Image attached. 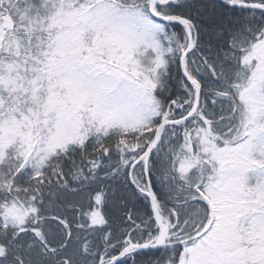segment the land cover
I'll return each instance as SVG.
<instances>
[{
  "label": "snow or ice",
  "instance_id": "1",
  "mask_svg": "<svg viewBox=\"0 0 264 264\" xmlns=\"http://www.w3.org/2000/svg\"><path fill=\"white\" fill-rule=\"evenodd\" d=\"M0 264H264V0H0Z\"/></svg>",
  "mask_w": 264,
  "mask_h": 264
}]
</instances>
